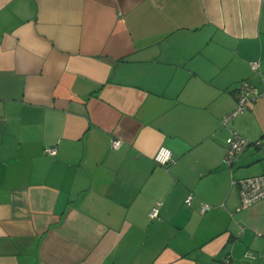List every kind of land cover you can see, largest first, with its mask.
I'll return each mask as SVG.
<instances>
[{
	"label": "crops",
	"instance_id": "obj_1",
	"mask_svg": "<svg viewBox=\"0 0 264 264\" xmlns=\"http://www.w3.org/2000/svg\"><path fill=\"white\" fill-rule=\"evenodd\" d=\"M242 80L264 0H0V264H264L234 184L264 173V96L221 124Z\"/></svg>",
	"mask_w": 264,
	"mask_h": 264
},
{
	"label": "built area",
	"instance_id": "obj_2",
	"mask_svg": "<svg viewBox=\"0 0 264 264\" xmlns=\"http://www.w3.org/2000/svg\"><path fill=\"white\" fill-rule=\"evenodd\" d=\"M249 66L252 70H258L259 62L255 60L249 61ZM235 107L221 118V124L227 125L228 122L235 116L246 111L248 103L257 98L264 96V89L260 90L249 82L248 80H242L240 84L234 90ZM231 138L229 144L225 151L224 161L226 163H231L236 156H238L248 145L249 141L241 136L237 131L231 129ZM256 143H259L258 141ZM121 144V140L118 138H113L110 146L111 148H118ZM46 152L54 154L56 152L55 148L48 147L45 149ZM153 160L163 166L171 163L173 161L171 150L161 145L157 148L153 154ZM234 184L238 186V193L240 197V207H247L252 205L257 200L264 198V173L257 175L248 176L240 180H234ZM191 195L186 199L189 201ZM209 207L208 204L202 203L200 211L203 213ZM148 216L151 219L159 217L158 206L154 205L148 212ZM243 229V227L241 228ZM245 257H251V252L247 251L244 255ZM219 264H233L232 257L230 254L223 257ZM242 264V263H239Z\"/></svg>",
	"mask_w": 264,
	"mask_h": 264
},
{
	"label": "trees",
	"instance_id": "obj_3",
	"mask_svg": "<svg viewBox=\"0 0 264 264\" xmlns=\"http://www.w3.org/2000/svg\"><path fill=\"white\" fill-rule=\"evenodd\" d=\"M259 142V141H258ZM249 144V143H248Z\"/></svg>",
	"mask_w": 264,
	"mask_h": 264
}]
</instances>
